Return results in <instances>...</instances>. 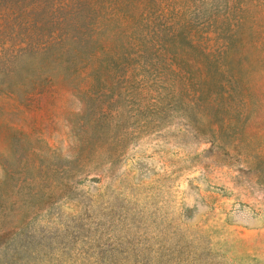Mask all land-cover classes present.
<instances>
[{
  "label": "rangeland",
  "instance_id": "374dc122",
  "mask_svg": "<svg viewBox=\"0 0 264 264\" xmlns=\"http://www.w3.org/2000/svg\"><path fill=\"white\" fill-rule=\"evenodd\" d=\"M0 264H264V0H0Z\"/></svg>",
  "mask_w": 264,
  "mask_h": 264
},
{
  "label": "trees",
  "instance_id": "16d2710c",
  "mask_svg": "<svg viewBox=\"0 0 264 264\" xmlns=\"http://www.w3.org/2000/svg\"><path fill=\"white\" fill-rule=\"evenodd\" d=\"M57 19H60V16H58ZM54 24L57 25L58 21L54 22ZM61 29V27L57 28L56 26V28H54L52 32L54 33L52 34L53 36L50 37V40L46 41L47 57L50 58L51 61L56 65H63L66 69L77 71V68L79 66L78 64H80V60L82 57V52L88 47V45L85 43L82 45L79 44L78 52H75L74 54H71L70 52L68 53V49L66 48V46H63V43L61 45H58L55 41L59 37L58 32Z\"/></svg>",
  "mask_w": 264,
  "mask_h": 264
}]
</instances>
